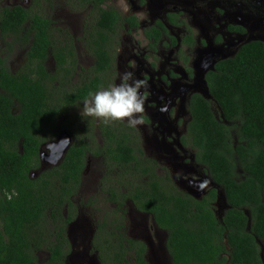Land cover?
I'll list each match as a JSON object with an SVG mask.
<instances>
[{"label": "trees", "instance_id": "trees-1", "mask_svg": "<svg viewBox=\"0 0 264 264\" xmlns=\"http://www.w3.org/2000/svg\"><path fill=\"white\" fill-rule=\"evenodd\" d=\"M71 1L89 9L85 43L94 62L81 68L82 73L77 70L70 33L64 34L70 39L63 36L61 41L60 34H52L49 16L21 5L4 6L0 0L1 38L18 36L30 41L27 60L19 70L12 71L0 56V264H67L64 258L70 243L63 234L64 213L71 216L72 208L77 211L74 197L88 154L102 157L104 180L112 184L104 186V192H110L109 200L117 206L103 215L105 222L115 216V247L110 243L109 251H114L119 263L134 255L133 264H149L144 255L146 243L122 233L125 217L121 213L126 211L122 206L128 198L135 209L150 213L168 232L173 264H264L262 41L243 44L234 56L220 59L205 73L221 116L217 117L202 94L194 92L189 99L188 135L196 160L224 190L229 206L220 220L214 211L218 189L210 187L196 198L161 178L154 171L156 161L144 155L136 129L121 121L98 125L101 144L94 143L89 133L93 122H80L79 129L90 135L83 137L72 130L75 139L63 161L33 174L41 166V148L56 135L58 119L83 103L89 92L112 82L122 30L131 32L141 26L136 15L107 7L108 0ZM176 18L169 14V20L178 25ZM143 32L149 47L157 50L168 30L158 20ZM171 38L176 44V38ZM193 41L189 29L183 42L192 45ZM51 57L54 70L47 67ZM112 171L114 179L110 180ZM147 174L150 177L145 179ZM40 251H45L44 259Z\"/></svg>", "mask_w": 264, "mask_h": 264}, {"label": "rangeland", "instance_id": "rangeland-1", "mask_svg": "<svg viewBox=\"0 0 264 264\" xmlns=\"http://www.w3.org/2000/svg\"><path fill=\"white\" fill-rule=\"evenodd\" d=\"M218 1L220 0H179L178 2L176 0H108L107 3L108 6L118 9L122 14L136 15L141 25L140 28L131 32L122 30L121 47L114 64L115 75L109 86L120 84L121 75L125 72H131L134 79L145 82V85L139 89L140 94L144 97V111L141 114L143 123L135 127L140 136L139 145L141 143L144 154L158 161L157 172L161 178L182 191L190 192L195 197H200L210 187L214 186L206 169L202 165L194 163L195 149L190 150L187 147L175 146L174 153L176 156H170L162 150L158 141L162 135V130L166 131L167 136L181 135L186 132L190 119L189 95L192 92L201 93L209 99L217 117L221 116L218 104L209 95L204 78V69L201 67L208 54L216 56L221 50V54L215 58L222 57L223 44L216 42L218 33L212 30L215 24H212L210 19L208 21L210 18L209 4L222 10L226 8ZM2 5H22L25 7L28 5L27 8H33L35 11L49 16L53 20L55 36L66 31L73 37L78 59L77 70L82 73L84 69L81 68H88L93 64V58L88 53L86 43L80 40L82 24H85L86 29H89V9L83 10L81 6L74 5L71 0L70 3H66V0H2ZM169 11L178 13V16H181L188 26L184 28L183 26H176L177 24H173L170 20L166 21L165 18ZM222 17L217 23L218 26H220L219 24L224 26L225 21L231 22L230 18L240 19V16L232 11H227L226 15H222ZM245 19L241 17L238 21L247 23ZM157 20L164 21L169 32L161 44H158L157 50H153L149 47V40L145 37L143 29L154 24ZM252 27L255 29L253 39L264 40V34L259 32V28L257 26ZM86 29L85 33L87 34L88 29L87 32ZM187 29L191 30L194 38L191 47L184 45L182 40L185 33L188 32ZM248 36L244 37L243 41L251 40ZM13 37L15 43L10 39L1 40L0 38V56L6 58L12 71H16L21 68L24 62L23 57L28 43L27 39L18 36ZM171 37L176 38V44L173 43ZM235 37L241 38V36ZM64 38L68 40L70 36L64 35ZM58 39L63 41L62 38ZM228 50L230 51L223 54L228 55L227 57L233 56V50L229 48ZM47 67L54 69V61L49 59ZM75 79H79L77 75ZM161 95L162 104L166 107L163 110H161L159 103ZM82 106L83 103L70 108L67 116L60 118L59 125H65L67 121L69 124H66V127H69L67 130L70 132L76 130L83 137L92 134L94 143L101 144L100 140L102 139L98 126L101 122L92 117H82L80 114ZM88 120L93 122V126L89 131L90 134H85L83 129H79L78 124ZM121 122L124 124L123 126L128 124L127 121ZM88 161L83 185L74 197L77 211H74L73 208L71 210L75 215V221L68 230L74 248L67 253L66 258L68 262L73 264L80 263L86 255L87 235H90L95 229L96 222H99L103 212L109 213L114 209L112 202L106 200L102 190V187H107L104 180L106 166L102 157L89 155ZM41 169L40 166V169L34 170L33 174L37 175ZM114 174V171L109 174L110 180L114 179ZM217 188L218 199L215 202L214 211L220 220L224 210L227 209V202L223 189ZM125 206V229L122 233L128 237L144 240L148 244V255L155 254L158 260H163L164 257L167 259L164 247L163 250L158 251V239L164 240L165 234L154 229L152 216L150 214L141 216L130 203H126ZM261 247L264 262L262 244ZM39 254L42 259L46 257L45 251H40ZM159 264H163V262L160 261Z\"/></svg>", "mask_w": 264, "mask_h": 264}, {"label": "flooded vegetation", "instance_id": "flooded-vegetation-1", "mask_svg": "<svg viewBox=\"0 0 264 264\" xmlns=\"http://www.w3.org/2000/svg\"><path fill=\"white\" fill-rule=\"evenodd\" d=\"M14 1H16V0H14ZM178 1L179 0H176V2H178ZM218 2L222 3L223 7H226V8L222 10L221 8H218V7L215 8L213 5L209 4L210 18H208V21L210 19V22H212V24H215L214 27L212 28V30L215 33H218L216 35V37H217L216 38V42H218V43L222 42V44H223V46H222L223 47V52H222V57H219V58H215V57L219 56L221 54V50H220V52L217 53L216 56L208 54V56L204 58L203 64L201 65V67L204 69V73H206L208 70L212 69L214 67L215 63L217 61H219L220 59L229 58V57H227L228 55L223 54V53H227V52L230 51V50H228V48L233 50V54L232 55L234 56L236 54V52L239 50V48L245 43L252 42V41H262V42H264V40H261V39H258V38L253 39L255 37L254 36L255 29L252 27V26H257L259 28V32L264 34V0H220ZM107 3H108V1H107ZM13 6H16V5H13ZM13 6H10V7H13ZM27 7H28V5H26V8ZM107 7H109V6H107ZM110 7H112V6H110ZM90 9H92V8H90ZM227 11L234 12V14H237L238 16H240V19H241V17L243 19L246 18L245 21L247 23H245L243 21H238L240 19L230 18L231 22L227 23V21H225L224 26H223V24H219L220 26H218L217 23H218L219 19L221 20L223 18L222 15H226ZM169 14H174V16L177 17L176 20L180 24H178L176 26H183L184 28L186 26H188L184 22L182 17L178 16V13L173 12V11H169L167 13L166 18H165L166 21H169ZM157 21L154 24H151V25H156ZM160 21L163 22V24L165 25L166 29L168 30L169 28H168L167 24L164 21H162V20H160ZM232 21H234V22H232ZM248 24H250V25H248ZM245 26H248V27L246 28ZM85 29H86L85 24H82V31H81L80 40L84 41V42H85V38H86V35H87L85 33ZM87 29H86V32H87ZM51 31H52V34H54L53 24H52ZM23 32H25V30ZM65 32L66 31H64V33ZM168 32H169V30H168ZM64 33L59 35L62 39H63ZM187 34H188V32L185 33V35H184V37L182 39L183 41H184V38H185V36ZM248 34H249V36H248ZM167 35H168V33H166V32L162 34V38L160 39L159 44H161V42L163 41V38L165 36H167ZM191 35L193 37L192 32H191ZM235 36H241V38L238 39ZM246 36H248L249 39H251V40L243 41L244 37H246ZM6 39H10V40L13 41V43H15V39H14L13 36H7ZM1 40H3V39L1 38ZM30 40H31V38H30ZM27 43H28V47H29L30 41L27 40ZM183 43L186 46H190V47L192 46L190 44H187L186 42H183ZM193 43H194V41H193ZM28 47H27L25 56L23 57V61L27 60ZM50 59L52 61H54L53 57H51ZM93 62H94V59H93ZM55 64L56 63L54 61V67H55ZM50 70H54V69H50ZM112 80H113V78H112ZM192 93H194V92H192ZM191 94L189 95V99H190ZM161 99H162V95L159 98V103H160L161 110H163L166 107L162 104L163 101H161ZM189 115H190V113H189ZM156 118H158V117H156ZM160 119H162V118H160ZM59 120H60V118L58 119V123L56 125V128L54 129V132H56V135L49 142L54 141V140H58L62 135H67L69 140H70V145L68 147V149H69L71 147L72 143L74 142V139H75L74 134L72 133V131L70 132L69 130H67L69 127H66V125L60 126L59 125ZM189 121H190V119H189ZM189 121H188V123H189ZM60 123H61V121H60ZM136 131H137V129H136ZM83 132H85V131H83ZM137 135H138V137L140 139L138 131H137ZM100 137H101V132H100ZM183 137H185V138H183ZM172 140H173V142H172ZM184 140H185V142H184ZM100 141H102V140H100ZM49 142L44 144L45 149H43V147H44L43 146L41 148V151H40V159H41L40 162H41V168L42 169H45V168H48V167H51V166H58L63 161V159H64V157H65V155H66V153L68 151V149H67V151L65 152V154L63 156V159L57 165L51 164L50 162H48V160L46 158H44L42 160V158H41V154L42 153L46 152L48 155L51 154L50 148L47 146V144ZM158 142L160 143V146L162 147V150L164 152H166L170 156H176V154L174 153V147L175 146L180 147V148L187 147L190 150L191 149H195L194 146L190 143V138H189V135H188V124H187V128H186V132L181 134V135L175 134V135H168L167 136L166 131L162 130V135L160 136V139H159ZM140 145H141V143H140ZM167 146H170V147L169 148H165ZM140 147L143 149L142 145ZM143 152H144V150H143ZM89 155L90 154H88V157H89ZM144 155L147 156L146 154H144ZM147 157H149V156H147ZM54 158L55 157L53 156V157H50L49 159H50V161H52ZM150 158H152V157H150ZM193 159H194V163L199 165V163L196 160V149H195V155H194ZM154 160L157 163V165L154 166V169H155L154 171L158 174L157 170H158V164L159 163H158V161L156 159H154ZM88 162L89 161H87V163ZM87 167H88V164L86 165V167L83 170L82 181H81L80 187L83 185L84 174L86 173ZM150 167L152 168L153 166H150ZM184 173H185V171H184ZM149 177H150V175L147 174L145 179H147ZM212 182L214 184V186H212V187H216V188L219 187V186H217L214 183L213 180H212ZM105 183H106V181H105ZM111 185L112 184L109 181L107 187L111 186ZM132 189H133V187H131L129 189V192ZM102 190L104 192L105 187H102ZM206 192L204 194H202L200 197H196V198H201L202 196H204L206 194ZM123 193H125V192H123ZM187 193L192 195L190 192H187ZM104 194H105L106 200L109 201V202H112V204H113V206L115 208L117 206L115 204V202L109 200V198L111 196L110 192L105 191ZM125 200H126V203H130L134 207L133 202L130 199L125 198ZM125 205L122 206V209L126 210V206ZM226 208H229V206L227 204H226ZM134 209H135V207H134ZM135 210L139 214H141V216H144V214H145V216L147 214H150V213H145V212L139 211L137 209H135ZM121 214L124 217H126V211H124V213H121ZM111 216H112L111 219L108 218V220L105 222V215H103L99 219V222H96L95 229L92 231V233L90 235H87L88 236V239L86 241L87 242V247H86V252L87 253L82 258L81 262L78 263V264H133L131 259L134 258V255H132V256H128L127 255L126 257L128 259L126 261H123L122 263H119L118 259L115 258L114 251H111V252L109 251V249L112 248V247L109 248V246H111L110 243L114 244V247H115V222H114L115 216L113 217V214ZM70 217H72V218L70 220H68ZM74 217H75L74 214L70 216L67 212L64 213L65 230L63 231V234L66 236V238H68L69 243H70L69 251L66 252V255H65V258H64L65 262L67 264H73L72 262H68L66 256H68L67 253H69L74 248L73 243L71 242V240L69 238V235H68L69 234L68 233L69 227L75 221ZM151 218H152V222L154 224V229H158L159 231L164 232V234H165V239L164 240L163 239H158V247H159L158 251L163 250V247H164V250L166 252L165 255H166L167 259H165V257H164L163 260H158V258H157V256L155 254H151V256L148 255V244L143 240L146 243V245H147V250L144 253L145 258H146V260L148 261L149 264H159L160 261H162L163 264H173L172 263V257L170 255V252H169V249H168V246H167L168 232L165 229L160 228L157 225V223L155 222L153 216ZM124 220H125V218H124ZM103 234H105V236ZM131 238L133 240L139 239V238H134V237H131ZM139 240H142V239H139ZM163 242H164V245H163ZM161 246H162V248H161Z\"/></svg>", "mask_w": 264, "mask_h": 264}, {"label": "clouds", "instance_id": "clouds-1", "mask_svg": "<svg viewBox=\"0 0 264 264\" xmlns=\"http://www.w3.org/2000/svg\"><path fill=\"white\" fill-rule=\"evenodd\" d=\"M120 79V84L89 92L83 101L81 116L95 118L104 125L116 121H127L129 127L142 124L144 97L139 89L145 82L134 79L131 72L123 73Z\"/></svg>", "mask_w": 264, "mask_h": 264}, {"label": "water", "instance_id": "water-1", "mask_svg": "<svg viewBox=\"0 0 264 264\" xmlns=\"http://www.w3.org/2000/svg\"><path fill=\"white\" fill-rule=\"evenodd\" d=\"M69 145H70V140L67 135H62L58 140L49 142L47 146L50 148L51 154L48 155L46 152L42 153L41 154L42 160L46 158L48 162H50L53 165L59 164L63 159V156L67 151ZM53 156L55 158L52 161H50L49 158Z\"/></svg>", "mask_w": 264, "mask_h": 264}]
</instances>
